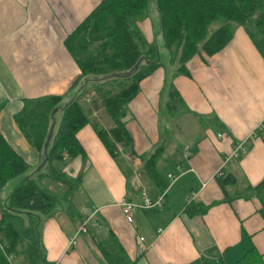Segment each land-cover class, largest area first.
<instances>
[{"label": "crops", "instance_id": "1", "mask_svg": "<svg viewBox=\"0 0 264 264\" xmlns=\"http://www.w3.org/2000/svg\"><path fill=\"white\" fill-rule=\"evenodd\" d=\"M101 1L0 0V134L33 170L44 153L27 142L15 117L29 101L72 99L81 73L65 41ZM139 28L149 43L160 46L148 18ZM161 56L162 66L141 81L128 106L132 149H121L113 160L91 125L77 133L85 158L61 167L79 184L69 201H59L53 214L40 216L37 224L47 264H107L95 238L104 240L109 233L132 264H235L251 248L264 262V217L253 191L264 182V50L237 27L221 52L187 63L189 76L177 75L167 53ZM171 87L184 103L180 113L168 111ZM102 111L106 115L99 107L92 114ZM104 119V127L112 128L109 117ZM238 144L244 152L226 161ZM160 147L157 163L146 169L144 161ZM218 172L227 180L224 187L215 177ZM9 183L12 192L19 180ZM43 185L66 191L50 179ZM142 190L152 199L165 193L164 206L137 212L128 224L117 204L123 199L140 203ZM193 205L198 210L188 214ZM92 208L99 212L88 233L69 247L79 217Z\"/></svg>", "mask_w": 264, "mask_h": 264}, {"label": "trees", "instance_id": "2", "mask_svg": "<svg viewBox=\"0 0 264 264\" xmlns=\"http://www.w3.org/2000/svg\"><path fill=\"white\" fill-rule=\"evenodd\" d=\"M147 6L148 0H102L68 36L65 47L81 73L73 86L74 96L62 108V99L57 96L29 101L15 117L27 142L44 153L36 169H31L0 134V185L23 177L1 208L0 264H10L6 255L24 264H47L37 240V224L40 216L53 214L60 200L69 201L79 184L80 179L68 177L61 166L67 160L85 158L76 137L83 127L91 125L113 160L121 149L133 148L125 122L128 106L138 95L141 81L162 66L159 49L139 28L147 18ZM155 9L170 62L177 64V75L189 76L186 65L193 57L210 58L221 52L237 27L244 28L254 42L256 37L264 41V0H155ZM87 93L95 96L91 108L81 103ZM97 107L104 109L112 128L106 129L90 118ZM167 108L171 114L185 109L172 87ZM59 110L61 123L54 131V116ZM162 151L160 147L144 161L146 169L155 166ZM44 179L60 183L66 191L60 194L49 190L43 185ZM218 182L224 187L227 180L220 178ZM253 191L264 217V182ZM198 207H189L188 214ZM206 211L200 208L199 212ZM23 216L29 224L19 233L10 220ZM95 240L107 264H132L113 234ZM235 264L264 262L262 255L251 248Z\"/></svg>", "mask_w": 264, "mask_h": 264}, {"label": "built area", "instance_id": "3", "mask_svg": "<svg viewBox=\"0 0 264 264\" xmlns=\"http://www.w3.org/2000/svg\"><path fill=\"white\" fill-rule=\"evenodd\" d=\"M260 130L261 129L259 127L257 131H260ZM220 137L221 136H219V138ZM243 152H244V149L242 145L241 144L236 145L229 151L226 161L231 160V159H237L239 155H241ZM184 153H185V156H188V148H185ZM221 175L222 174L218 172L215 177L218 179V178H221ZM168 178L173 179V176L169 175ZM141 196H142V201L140 203H134L129 200L123 199L117 204V206L121 210L122 215L124 216L125 221L128 224L134 223V216L137 212L161 210L164 206L165 196H166L165 193H162L157 198L152 199L147 195L145 190H142ZM193 197L194 195L192 194V196L187 200L188 205L193 200ZM98 212H99L98 208H92V209L85 210L81 214L76 224L75 233L69 241V247H72L76 244V241L79 236L85 235L88 233L89 225ZM158 232H160V230ZM143 241H144L143 238H139L140 243H142ZM6 257L10 264H16V258L14 256L6 255Z\"/></svg>", "mask_w": 264, "mask_h": 264}, {"label": "rangeland", "instance_id": "4", "mask_svg": "<svg viewBox=\"0 0 264 264\" xmlns=\"http://www.w3.org/2000/svg\"><path fill=\"white\" fill-rule=\"evenodd\" d=\"M147 8H148V11H147V16L146 17L148 18V20H150V22L152 23V25L155 27L156 42H157L158 45H160V46H158L159 53H160V57L162 59L161 54L163 52H166L167 53V56H168V60L170 61V54L168 53V51L165 48L164 39H163V37L161 35L160 28H159V16H158V13H157V11L155 9V0H148V6H147ZM256 38H257L256 40H257L258 44L264 50V41L261 38H259V37H256ZM161 46H162V48H160ZM172 65L174 66V64H172ZM175 65L177 66V64H175ZM94 98H95L94 94L87 93L81 99V103L85 106V108H91V100L94 99ZM67 102L66 101H64V103L62 102L61 108L64 107V105L67 104ZM105 116L106 115L104 114L103 111L100 112L99 114H96V115H93L92 112L90 114V118L92 120L97 121L98 124H100L102 127H104V124L107 122L104 119ZM61 118H62V111L59 110V111H57V113L54 116L55 131H56L57 127L60 126ZM21 178H23V177H21ZM21 178L18 179V180H21ZM15 182H18V181H15ZM10 184H12V183H9L8 182V183H5V184L0 185V211H1V208L4 207L5 204H6V199H7L6 197H8V195L11 194V190H9ZM7 192H8V195H7ZM60 201H62V200H60ZM10 222H11V224L13 225V227L18 232H21L23 230V227L24 226H27L29 224V220L25 216H23L21 218H13V219L10 220ZM16 261H18V260L16 259ZM18 263H19V261H18Z\"/></svg>", "mask_w": 264, "mask_h": 264}]
</instances>
